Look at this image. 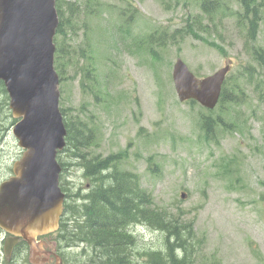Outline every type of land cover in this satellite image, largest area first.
Returning a JSON list of instances; mask_svg holds the SVG:
<instances>
[{"label": "rangeland", "instance_id": "obj_1", "mask_svg": "<svg viewBox=\"0 0 264 264\" xmlns=\"http://www.w3.org/2000/svg\"><path fill=\"white\" fill-rule=\"evenodd\" d=\"M99 1L105 7L97 15L80 17L67 3L81 6L83 0H61L67 24L61 45L78 51L89 39L95 71L88 86L71 65L64 67L63 81L57 72L58 105L71 107L72 119L78 115L95 127L82 152L86 158L118 153L120 161L113 169L129 171L123 178L131 177L124 185L126 197L137 196L138 204L140 197L145 200L146 212L133 240L135 262L156 264L147 253L163 247L166 231L149 224L150 207L192 229L194 249L188 264H264V69L252 55L254 47L264 49V0H258L256 30L252 14H246L238 0H206V8L203 0H130L136 11L127 34L117 25L125 0ZM149 34L153 36L147 38ZM178 57L199 77L230 64L221 86L223 99L213 109L178 100L172 79ZM82 62L89 64L87 59ZM202 114L213 121L209 138ZM13 119L9 96L0 87V181L21 157L10 130ZM64 149L57 160L65 165L60 184L69 194L65 205L72 207L71 213L77 212L85 184L97 186V181L84 177L83 168L76 166L85 156L76 164ZM3 244L0 229V264H11ZM67 256L80 264L76 248L67 250ZM19 257L18 264H31L27 254ZM85 259L83 264H93L92 254L89 262Z\"/></svg>", "mask_w": 264, "mask_h": 264}, {"label": "water", "instance_id": "obj_2", "mask_svg": "<svg viewBox=\"0 0 264 264\" xmlns=\"http://www.w3.org/2000/svg\"><path fill=\"white\" fill-rule=\"evenodd\" d=\"M57 25L55 0H0V80L17 119L11 133L23 150L12 164L13 175L0 181V229L9 234L4 255L10 258L22 238L29 244L30 262H35V236L58 226L65 199L57 160L66 144L53 65ZM229 69L226 63L198 78L176 58L172 79L178 100L212 109Z\"/></svg>", "mask_w": 264, "mask_h": 264}, {"label": "trees", "instance_id": "obj_3", "mask_svg": "<svg viewBox=\"0 0 264 264\" xmlns=\"http://www.w3.org/2000/svg\"><path fill=\"white\" fill-rule=\"evenodd\" d=\"M126 6L119 9L118 15L122 16V20L117 24L119 29L127 34L129 32V24L133 21L135 16V7L132 5L130 0H125ZM239 4L245 9L246 14H252L253 19L250 21L253 30H256L258 25L256 20L254 19L255 15L258 17L260 16L258 13V0H238ZM207 1L203 0L201 3L202 8H206ZM70 12L73 10L76 11L80 17H90L93 15H97L104 7V3L99 0H83L81 6L76 4L74 7L71 2L67 3ZM55 6L57 10V14L59 17V23L56 29V36L54 37L55 42V54H54V67L57 72L60 73V80H64L65 76L63 74L64 67L66 65H71L74 68V73L81 74V84L88 86V83L91 80V75L95 71V67H91V63H93L94 59V52L93 47L94 45L91 44L90 40H84L83 45H80L78 51L76 49H72L66 51L64 47L61 45V38L67 35L66 27L67 24L65 23L64 17L62 15L61 9V0H55ZM110 9H115L114 5L110 3L107 4ZM127 22V23H126ZM73 25H71L72 27ZM80 29L84 34L88 32L87 24L84 20H80ZM157 34V31H155ZM75 33V31H73ZM154 34V36H155ZM105 35V34H104ZM153 34H149L147 38H151ZM157 37H162L161 34H157ZM253 57L258 61L261 68L264 69V49L260 47H254L252 49ZM83 59L89 60L88 65H84L82 62ZM87 81V82H85ZM0 87L3 92H5L4 85L2 81H0ZM61 90V89H60ZM223 89L221 91V97L219 102L222 101L223 97ZM227 97V96H226ZM95 98H99L98 94H95ZM189 102H194L190 100ZM8 102L6 103V106ZM61 113L63 114V122L66 128V149L65 152H68L71 156L74 157V161L76 162L78 159L84 157V160L81 161L79 165L80 170L85 174L86 177H90L93 181L96 180V188L98 187L97 191L94 194V200L97 202H102V204L109 206L110 202L112 201L115 205L117 210H120V206H117V203L125 200V187L124 185H128L131 183V177L128 176L127 179H124L123 176L128 174L129 171H125L122 169H113V164L120 161V155L118 153L109 154L103 158L97 157H89L86 158V155L82 152H85L84 149L87 148L92 140L94 126H88L86 122L81 119L78 115H75L74 119H72L71 115V107H59ZM15 119L11 121L14 124ZM212 123L210 116L202 114L201 116V125L205 129L207 138L211 137L212 131ZM3 125V124H2ZM7 127L3 128V131L6 130ZM65 148V147H64ZM70 159V158H69ZM73 160V159H72ZM73 162V163H75ZM63 169H65V165L63 166L64 162L63 159L60 162ZM79 163V160L76 164ZM93 178V179H92ZM62 190L66 191V188L61 185ZM95 188V189H96ZM135 193L138 192V189L135 185L134 187ZM143 196V194H142ZM146 197V193H144ZM66 198L69 197V194L66 191ZM147 203H150V197L147 195L146 197ZM67 201V200H66ZM140 201V200H139ZM101 205V204H99ZM67 213L70 216L69 219V227L65 228V232L67 233L66 241L68 244H76L79 240L78 236V223L79 219L77 216L76 211H72L70 213L69 205L66 204ZM71 214V215H70ZM147 219L149 224L154 225L156 229H163L165 230V236L163 240V247L161 249H153L149 251L148 257L149 259L155 258L154 262L156 264H188V255L191 254L194 249L193 243L191 241L193 236V231L191 228H187V225L181 226L176 220L172 222L171 219L166 218L163 216L162 212H158L156 210L151 209L150 207L147 208ZM72 222V223H71ZM72 224H74L72 226ZM65 226V223L62 224ZM158 226V227H157ZM186 229V230H185ZM184 230V231H182ZM167 233V234H166ZM189 235V236H188ZM167 237V238H166ZM190 237V238H189ZM73 238V239H72ZM169 238V239H168ZM130 240V237H129ZM134 240V236L132 235V242ZM111 252V251H110ZM116 263H119V260H115ZM130 264H137V263H130Z\"/></svg>", "mask_w": 264, "mask_h": 264}, {"label": "flooded vegetation", "instance_id": "obj_4", "mask_svg": "<svg viewBox=\"0 0 264 264\" xmlns=\"http://www.w3.org/2000/svg\"><path fill=\"white\" fill-rule=\"evenodd\" d=\"M11 174L12 171L9 175ZM82 175L86 177L84 172ZM95 188L94 184L86 183L84 191L79 195L78 242L73 246L66 241L65 228L69 227L67 221L69 214L63 203L57 228L35 237L37 245L34 251L42 252L41 255L36 256L35 264H73L67 256V250L73 248H76L77 254H81L80 264H83L84 258L89 262L87 257L90 254L93 256V264H130L132 260H135L136 254L132 250L129 237L131 239L132 234L136 233V227L141 226L144 212H146L145 200L140 197L138 204L137 196L132 200L125 195V200L117 203V206H120V210H117L112 201L109 206L95 201L94 194L98 187ZM63 223L65 226H62ZM21 240L20 238L13 247L12 262L15 261L16 255L22 258L27 254L29 257L30 247ZM116 259L119 263L115 262Z\"/></svg>", "mask_w": 264, "mask_h": 264}, {"label": "bare ground", "instance_id": "obj_5", "mask_svg": "<svg viewBox=\"0 0 264 264\" xmlns=\"http://www.w3.org/2000/svg\"><path fill=\"white\" fill-rule=\"evenodd\" d=\"M139 203H140V201H139ZM138 221V220H137ZM142 221V220H141ZM134 223V222H133ZM140 223V222H139ZM158 227V226H157ZM186 230V229H185ZM182 231H184V230H182ZM167 234V233H166ZM189 236V235H188ZM167 238V237H166ZM190 238V237H189ZM73 239V238H72ZM169 239V238H168ZM165 240V239H164ZM63 241V240H62ZM130 244H131V247H134L135 246V243L134 242H132V239H130ZM128 242V243H129ZM18 264V263H17ZM115 264V263H114Z\"/></svg>", "mask_w": 264, "mask_h": 264}]
</instances>
